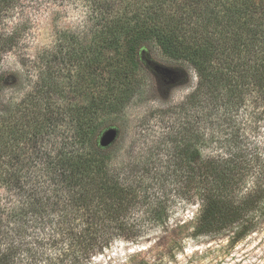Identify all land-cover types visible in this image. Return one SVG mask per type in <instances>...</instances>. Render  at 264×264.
Masks as SVG:
<instances>
[{
	"label": "trees",
	"instance_id": "trees-1",
	"mask_svg": "<svg viewBox=\"0 0 264 264\" xmlns=\"http://www.w3.org/2000/svg\"><path fill=\"white\" fill-rule=\"evenodd\" d=\"M20 1L0 0V264H93L198 197L199 232L253 230L264 189L238 188L264 174V137L236 124L248 107L247 125L264 123V0H85V25L62 30L27 78L1 68L25 38L23 21L8 24ZM153 49L195 71L182 101L148 79ZM152 98L164 105L141 114L123 158L128 109Z\"/></svg>",
	"mask_w": 264,
	"mask_h": 264
},
{
	"label": "rangeland",
	"instance_id": "rangeland-1",
	"mask_svg": "<svg viewBox=\"0 0 264 264\" xmlns=\"http://www.w3.org/2000/svg\"><path fill=\"white\" fill-rule=\"evenodd\" d=\"M85 3V0H21L18 13L14 19H8V24L23 21L25 38L21 50L4 57L1 68L4 71L23 70V77L27 78L32 59L42 50L52 47L62 30L82 29L87 13ZM149 58L155 74L148 72L147 77L153 84L163 81L169 87L171 96L168 103L182 101L193 90L197 82L193 68L168 59L158 49L151 50ZM21 62L28 65L22 66ZM182 72L187 81L180 79ZM21 91L9 89L6 97H17ZM162 105L164 103L160 99L152 98L137 101L128 109L123 121L127 123L128 129L127 139L120 151L123 158L127 159L132 149L138 118L151 108ZM250 110L251 107L242 108L237 116L239 134H249L250 138L256 135L264 137V123L258 130H252L247 125ZM229 132L230 129L223 125L220 134L222 140L227 139ZM208 152L205 151L206 154ZM245 177L238 188L242 192L250 191L256 184L264 189V174H245ZM197 200V204L179 206L166 226V231L157 230L139 242L118 240L96 257L93 264H264V211L253 213L258 223L252 231L240 238L237 237L238 226L220 233H201L198 228L205 203L199 197Z\"/></svg>",
	"mask_w": 264,
	"mask_h": 264
},
{
	"label": "water",
	"instance_id": "water-1",
	"mask_svg": "<svg viewBox=\"0 0 264 264\" xmlns=\"http://www.w3.org/2000/svg\"><path fill=\"white\" fill-rule=\"evenodd\" d=\"M116 136V130L114 129H108L104 135L101 138V142L103 145H108L109 143H111L113 141V139Z\"/></svg>",
	"mask_w": 264,
	"mask_h": 264
}]
</instances>
